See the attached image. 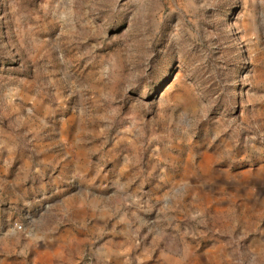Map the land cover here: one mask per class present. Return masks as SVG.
Wrapping results in <instances>:
<instances>
[{
  "label": "rangeland",
  "instance_id": "1",
  "mask_svg": "<svg viewBox=\"0 0 264 264\" xmlns=\"http://www.w3.org/2000/svg\"><path fill=\"white\" fill-rule=\"evenodd\" d=\"M0 264H264V0H0Z\"/></svg>",
  "mask_w": 264,
  "mask_h": 264
},
{
  "label": "bare ground",
  "instance_id": "2",
  "mask_svg": "<svg viewBox=\"0 0 264 264\" xmlns=\"http://www.w3.org/2000/svg\"><path fill=\"white\" fill-rule=\"evenodd\" d=\"M209 165V164H208Z\"/></svg>",
  "mask_w": 264,
  "mask_h": 264
}]
</instances>
